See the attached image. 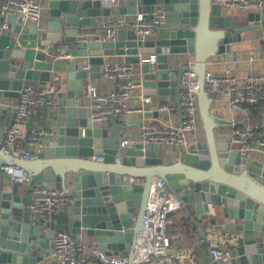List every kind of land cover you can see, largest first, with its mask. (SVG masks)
I'll list each match as a JSON object with an SVG mask.
<instances>
[{
  "label": "water",
  "instance_id": "95a60500",
  "mask_svg": "<svg viewBox=\"0 0 264 264\" xmlns=\"http://www.w3.org/2000/svg\"><path fill=\"white\" fill-rule=\"evenodd\" d=\"M40 2L39 25L21 19L3 28L0 15V98H17L28 85L44 88L51 78L62 85L45 93L53 94L52 101L39 105L41 115L34 113L24 124L26 135L34 124L48 130L33 161L5 151L4 132L15 112L0 100V111L9 114L6 120L0 118V264H59L50 252L57 232L76 241L93 238L106 254L125 257L126 264H146L136 258L137 243L155 176L170 185L181 206L191 204L198 219L213 229L236 232L228 259L206 255L201 264H264V146H259L260 155L249 151L246 163L239 164V151L223 131L217 132L227 120L211 112L213 93L204 83L207 60L219 61L222 54L231 59L230 43L241 39V31L264 24V8L243 16L226 11L217 0H119L116 7L106 0ZM156 7L165 15L152 30L155 38L139 40L129 26L108 31L107 23L118 18L113 8L116 16L150 17ZM61 46L69 49L71 62L55 58ZM111 56L138 66L144 95H169L178 109L185 71L196 73L203 133L180 146L175 161L149 142L122 145L134 122L126 115L109 113V125L100 126L80 114L87 79L100 78ZM261 94L256 102L243 101L253 116L257 103L264 101ZM149 115L151 111L141 113L134 125ZM256 121H264V112ZM3 164L26 170L27 181L11 179ZM49 182L68 187L72 203L52 212L31 210L29 187Z\"/></svg>",
  "mask_w": 264,
  "mask_h": 264
},
{
  "label": "built area",
  "instance_id": "2783aa9c",
  "mask_svg": "<svg viewBox=\"0 0 264 264\" xmlns=\"http://www.w3.org/2000/svg\"><path fill=\"white\" fill-rule=\"evenodd\" d=\"M118 1L106 0V4L114 5ZM217 1L227 9L264 8V0ZM42 10L40 0H0V15L3 16L1 26L7 27L6 17L9 14L19 16L22 21L39 25ZM164 15L165 11L161 7H156L150 17L138 13L131 20L119 18L109 21L107 23L108 31L112 32L115 26H129L135 30L137 39L145 40L152 33L153 28L161 24ZM167 50L166 47L163 48L164 52ZM55 58L67 63L70 62L72 56L66 46H61L58 48ZM190 63L191 61H189ZM83 66L88 67L85 59ZM133 73L132 65L126 62L105 65L102 69V76L105 79L114 80V84L103 97H96L94 87L88 83L84 95L90 99L88 115L90 123L106 119L109 113H114L117 118L130 111L143 113V103L150 101V95L142 93V80L133 77ZM260 81H264V72L249 74L244 78H237L228 72L218 75L210 70H206L204 74V83L207 89L212 92L223 91L228 96V104L231 108L243 106L244 100L256 102L260 99ZM197 88L196 73L186 70L181 83L178 120L171 122L167 117H161L157 113L149 118L142 116L137 135L127 136L121 141V144L129 146L134 141H142L152 144H170L177 148L185 145L188 140L197 135ZM137 89L141 91V94H138L139 103L131 107L129 100L135 96ZM46 92L43 88L36 86H24L13 102L14 120L4 134L5 151L12 156L25 160H31L36 156V152H31L26 146H23V140L29 147H35V149L42 146L44 138L48 134L47 129L34 124L30 126L26 135L23 128L25 122L35 113L36 107L52 101L53 94L45 96ZM158 108L169 111L174 108V105L161 102L158 104ZM257 135L262 138H256ZM228 139L240 153L239 164H245L249 151L261 153L259 146H264V121L251 125L237 124L233 121ZM95 159H100V157L95 156ZM2 168L10 174L11 179L23 183L28 179V173L21 167L3 164ZM29 188L32 198L29 207L35 212L56 211L60 207L72 203L74 199L68 188H56L48 183H35ZM181 203L180 197L163 178L153 177L143 217V229L139 233L137 243L138 248L141 246L144 251L143 256H138V258L144 260L145 263H149L155 258H167L170 245V237L166 231L168 214L179 208ZM52 240L51 255L59 264H88L87 253L81 242L64 232L55 233ZM227 245L229 244H211L208 249L209 256L212 259H228L232 250ZM92 253L102 264H126L125 257L119 254H106L98 247L92 248Z\"/></svg>",
  "mask_w": 264,
  "mask_h": 264
},
{
  "label": "crops",
  "instance_id": "0c3cea01",
  "mask_svg": "<svg viewBox=\"0 0 264 264\" xmlns=\"http://www.w3.org/2000/svg\"><path fill=\"white\" fill-rule=\"evenodd\" d=\"M117 6V3L113 5ZM226 11H238L240 14L244 16L251 9H227ZM116 9L113 8L112 12L114 17L124 18L125 20H131L134 15H124V16H116ZM43 13V10H42ZM101 18V17H98ZM18 21H21L19 16L15 14H9L6 17L7 27H12L18 25ZM246 22V18H243L242 23ZM264 24L260 26H256L251 29H247L240 32L241 39L239 41L230 43V51L232 52V58L227 59L225 54L221 55V60L217 61L214 58H209L207 60L206 69L216 73L218 75H222L226 72L236 76L237 78H244L249 74L254 73H262L264 72V32H263ZM98 34V32H95ZM149 38H155V33H150ZM65 47V46H64ZM181 60L186 58V56L180 55ZM74 59L71 58L70 62ZM106 64L120 63L123 61L120 56H111L106 57ZM104 65V66H105ZM134 69L133 77L139 78L138 75V66L136 68L135 65H132ZM104 68V67H103ZM55 75V74H54ZM55 77V76H53ZM87 81L94 87V95L96 97L105 96L113 87L114 80L105 79L101 75L100 78H90ZM59 85V86H58ZM62 85L59 82H56V78L52 81V78L49 82L44 86L45 91H52V88H60ZM98 88V89H97ZM259 90L261 93H264V81L259 82ZM141 91L137 89L135 91V96L131 97L129 100V105L135 106L139 103L138 94ZM212 101H211V112L215 114L217 117H220L224 120H227L225 124L220 125L217 128V132L223 131L226 134V137H229V133L232 129V122H236L237 124H255L257 123V118H263L264 112V101L260 100L257 103L255 108L256 116H253L251 111L245 107L244 105L239 108H231L229 107V99L228 96L221 90L217 92H212ZM262 96V94H261ZM16 98H0V100L4 103V105H8L12 107L13 102ZM90 99L84 96V106L80 109V114L89 115L90 107H89ZM161 102H168L174 105V108L167 110H160L158 108V104ZM142 106L144 111H151V115L158 114L161 117H167L171 122H176L179 117V109L173 99L169 97V95H150V101L147 103H143ZM13 108V107H12ZM143 114V113H142ZM35 115H41L38 107L35 109ZM127 118H132L134 120L132 127L127 130V134L134 135L139 131V123L137 125L135 123V119H137L141 113L137 111H130L125 114ZM9 117L8 112L3 108L0 111V118L6 120ZM145 117V116H144ZM147 119V118H145ZM100 126H108L109 122L107 119H103L97 122ZM37 125V124H35ZM39 126V125H37ZM40 127V126H39ZM25 130V127L23 128ZM197 135L195 137H202L203 129L202 123L199 120L197 127ZM5 134V132H4ZM1 137V136H0ZM23 146L31 151L36 152L38 149L35 147H29L26 142L23 140ZM155 148L162 147L166 152V159L175 161L178 153V148L174 145L170 144H153ZM235 146V145H234ZM255 156L260 155V152L254 151ZM262 153V152H261ZM100 161V159H95ZM33 161V159H31ZM48 184L54 186L52 182ZM68 188V187H67ZM66 188V189H67ZM69 189V188H68ZM70 190V189H69ZM26 191V190H25ZM71 191V190H70ZM187 208L188 211L185 210ZM59 209H62L60 207ZM169 237H170V245L167 254V258H155L151 262L146 264H201L202 258L204 256H209L208 249L211 244H229L227 245L233 252L234 246L236 244L234 240V236L236 234L235 231L225 232L220 229H213L209 222L203 221L197 218L196 213L193 210V207L189 203H185L181 206L179 210L168 215V223L166 229ZM81 242L86 250L88 264H102L100 260L92 253V248L97 247L93 238L83 236L79 241ZM52 248L50 249L51 252ZM142 247L138 248V252L136 253V258L138 256H143ZM210 257V256H209Z\"/></svg>",
  "mask_w": 264,
  "mask_h": 264
},
{
  "label": "rangeland",
  "instance_id": "374dc122",
  "mask_svg": "<svg viewBox=\"0 0 264 264\" xmlns=\"http://www.w3.org/2000/svg\"><path fill=\"white\" fill-rule=\"evenodd\" d=\"M199 120H200V118H199V115H198V112H197V123H199Z\"/></svg>",
  "mask_w": 264,
  "mask_h": 264
},
{
  "label": "bare ground",
  "instance_id": "6f19581e",
  "mask_svg": "<svg viewBox=\"0 0 264 264\" xmlns=\"http://www.w3.org/2000/svg\"><path fill=\"white\" fill-rule=\"evenodd\" d=\"M68 63V62H67Z\"/></svg>",
  "mask_w": 264,
  "mask_h": 264
}]
</instances>
